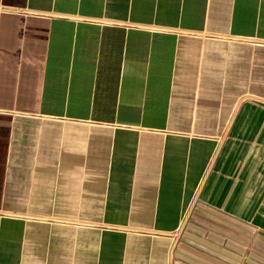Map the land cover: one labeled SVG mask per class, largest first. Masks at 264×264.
I'll return each instance as SVG.
<instances>
[{
	"label": "crops",
	"instance_id": "obj_1",
	"mask_svg": "<svg viewBox=\"0 0 264 264\" xmlns=\"http://www.w3.org/2000/svg\"><path fill=\"white\" fill-rule=\"evenodd\" d=\"M0 264H264V0H0Z\"/></svg>",
	"mask_w": 264,
	"mask_h": 264
}]
</instances>
